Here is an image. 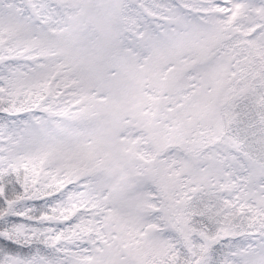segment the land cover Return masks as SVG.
<instances>
[{"label":"snow or ice","instance_id":"snow-or-ice-1","mask_svg":"<svg viewBox=\"0 0 264 264\" xmlns=\"http://www.w3.org/2000/svg\"><path fill=\"white\" fill-rule=\"evenodd\" d=\"M0 264H264V0H0Z\"/></svg>","mask_w":264,"mask_h":264}]
</instances>
